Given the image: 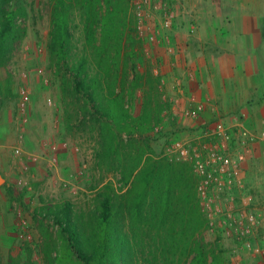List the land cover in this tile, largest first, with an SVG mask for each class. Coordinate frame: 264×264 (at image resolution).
Returning <instances> with one entry per match:
<instances>
[{
  "label": "trees",
  "instance_id": "obj_1",
  "mask_svg": "<svg viewBox=\"0 0 264 264\" xmlns=\"http://www.w3.org/2000/svg\"><path fill=\"white\" fill-rule=\"evenodd\" d=\"M19 1L0 0V67L27 32L17 24ZM46 2L67 123L93 119L104 173L93 201L41 197L35 219L47 264H226L221 245L210 239L192 163L155 153L150 132L162 121L165 100L160 75L138 68L131 0ZM6 83L9 92L12 80L0 79V99ZM129 96L141 97L137 109ZM110 173L115 177L106 180ZM0 264L23 262L10 255Z\"/></svg>",
  "mask_w": 264,
  "mask_h": 264
},
{
  "label": "rangeland",
  "instance_id": "obj_2",
  "mask_svg": "<svg viewBox=\"0 0 264 264\" xmlns=\"http://www.w3.org/2000/svg\"><path fill=\"white\" fill-rule=\"evenodd\" d=\"M131 4L135 11L132 1ZM18 6L17 24L25 26L27 32L10 61L0 67V79L12 80L9 92L6 83L5 98L0 99V263L15 255L23 264L28 261L47 264L42 250L44 237L35 219L41 197L70 199L75 203L93 201L97 190L94 188L103 184L104 173L97 158L102 140L89 116L74 125L67 123L60 81L49 54L51 24L46 0H20ZM147 20L149 24L153 23L151 17ZM135 37L138 40V68L146 76L153 71L152 51L157 43L142 40L138 32ZM22 85L31 90L25 118L19 109ZM161 97L164 99L163 90ZM128 102L137 109L141 97L129 96ZM167 107L165 103L162 121H155L150 132L155 153L161 156H164L166 145L174 139L176 130H187L185 124L168 117L165 113ZM158 124L164 125L163 130L155 133L154 127ZM53 145L57 148L54 149ZM16 147H20L21 152H16ZM53 157L57 158L54 162ZM106 177L109 180L115 175L110 173ZM252 201L264 215V202ZM47 225L52 232H57V228ZM210 239L213 246H217L212 233ZM221 248L229 262L233 253L242 251L240 247L236 248L240 253L229 247L228 239Z\"/></svg>",
  "mask_w": 264,
  "mask_h": 264
},
{
  "label": "crops",
  "instance_id": "obj_3",
  "mask_svg": "<svg viewBox=\"0 0 264 264\" xmlns=\"http://www.w3.org/2000/svg\"><path fill=\"white\" fill-rule=\"evenodd\" d=\"M174 2L181 14L177 18L179 25L168 31L166 42L153 45L151 59L153 72L161 75L168 117L187 126V130H176L174 138L192 139L201 126H214L217 119L261 133L264 0ZM167 43L176 45V50L168 51ZM190 96L206 103L198 120L183 113L190 105ZM243 175L248 185L246 192L252 199L264 202V139L256 142L253 153L243 163ZM238 201L242 203V199ZM228 246L240 253L231 240ZM240 254L231 255V264H264V253L254 255L243 248Z\"/></svg>",
  "mask_w": 264,
  "mask_h": 264
},
{
  "label": "built area",
  "instance_id": "obj_4",
  "mask_svg": "<svg viewBox=\"0 0 264 264\" xmlns=\"http://www.w3.org/2000/svg\"><path fill=\"white\" fill-rule=\"evenodd\" d=\"M138 18V36L157 44L166 42L169 30L176 27L179 8L175 0H131ZM158 13V14H157ZM153 20L148 23V18ZM167 50L174 52L176 45L167 43ZM180 86V83L178 84ZM31 90L22 85L19 90V109L26 117ZM190 105L183 110L185 116L198 120L206 103L195 96L189 97ZM169 109L165 113L169 114ZM162 124L154 132H162ZM264 139V129L257 133L248 127L226 125L220 119L214 126H201L192 139L174 138L164 149V156L173 161H189L199 176L198 195L209 219V232L220 245L231 240L237 247L254 255L264 253V215L260 208L250 204L243 163L253 153L255 144ZM53 148L57 147L53 145ZM16 152H21L16 147ZM37 160V156L33 155ZM57 158L53 157L52 161ZM238 199H242L239 203Z\"/></svg>",
  "mask_w": 264,
  "mask_h": 264
},
{
  "label": "water",
  "instance_id": "obj_5",
  "mask_svg": "<svg viewBox=\"0 0 264 264\" xmlns=\"http://www.w3.org/2000/svg\"><path fill=\"white\" fill-rule=\"evenodd\" d=\"M2 181V177H0V182Z\"/></svg>",
  "mask_w": 264,
  "mask_h": 264
}]
</instances>
